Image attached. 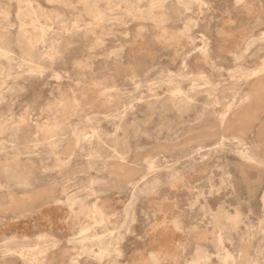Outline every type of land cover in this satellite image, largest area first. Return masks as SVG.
I'll use <instances>...</instances> for the list:
<instances>
[{
	"label": "rangeland",
	"instance_id": "374dc122",
	"mask_svg": "<svg viewBox=\"0 0 264 264\" xmlns=\"http://www.w3.org/2000/svg\"><path fill=\"white\" fill-rule=\"evenodd\" d=\"M0 264H264V0H0Z\"/></svg>",
	"mask_w": 264,
	"mask_h": 264
},
{
	"label": "bare ground",
	"instance_id": "6f19581e",
	"mask_svg": "<svg viewBox=\"0 0 264 264\" xmlns=\"http://www.w3.org/2000/svg\"><path fill=\"white\" fill-rule=\"evenodd\" d=\"M34 23V22H33ZM35 28V27H34ZM37 30V29H36ZM38 34V33H37ZM96 217H97V215H96Z\"/></svg>",
	"mask_w": 264,
	"mask_h": 264
}]
</instances>
